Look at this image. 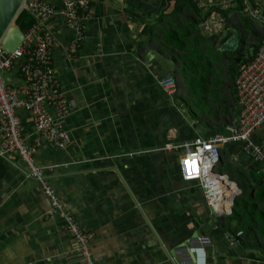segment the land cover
<instances>
[{
  "label": "crops",
  "instance_id": "1",
  "mask_svg": "<svg viewBox=\"0 0 264 264\" xmlns=\"http://www.w3.org/2000/svg\"><path fill=\"white\" fill-rule=\"evenodd\" d=\"M89 10L86 39L74 53L59 15L45 23L51 66L74 103L64 118L67 145L55 148L28 112L16 113L46 183L90 232L93 264H188L189 247L203 249L204 264H264V181L241 144H224L216 165L238 185V220L211 213L196 182L178 172L185 144L222 133L236 117L239 56L253 50V26L263 22L247 13L264 18V0H90ZM185 32L178 47L166 42ZM197 34L196 48L215 54H207L206 87L190 63ZM167 76L175 83L170 93L160 85ZM2 78L9 87L23 83L14 67ZM251 140L264 147V126ZM23 171L15 153L0 158V264H83Z\"/></svg>",
  "mask_w": 264,
  "mask_h": 264
},
{
  "label": "built area",
  "instance_id": "2",
  "mask_svg": "<svg viewBox=\"0 0 264 264\" xmlns=\"http://www.w3.org/2000/svg\"><path fill=\"white\" fill-rule=\"evenodd\" d=\"M89 3L90 0H22L20 10L28 12L32 23L22 32V39L12 52H5L0 44V158L15 153L23 162L24 176L37 181L47 199V213L60 218L62 228L73 241L71 250L83 264H93L89 249L91 234L76 223L46 183L43 167L34 162V147L24 141L16 111L28 112L34 131L55 148L67 145L64 118L74 103L63 94L51 66L52 35L45 23L59 15L71 31L68 51L74 53L86 39V25L91 19ZM247 14L253 21H263V32L253 58L237 66L234 89L238 113L224 124L222 133L194 137L185 144V152L178 161L180 179L195 181L207 206L218 214H229L233 198L239 193L234 180L216 171L224 144L239 142L242 152L259 165L264 181V147L251 140L252 133L264 126V18L255 11ZM13 67L23 83L9 87L2 73ZM160 85L168 93L175 88L170 76L162 78ZM188 250L194 255L188 264H204L201 247Z\"/></svg>",
  "mask_w": 264,
  "mask_h": 264
},
{
  "label": "trees",
  "instance_id": "3",
  "mask_svg": "<svg viewBox=\"0 0 264 264\" xmlns=\"http://www.w3.org/2000/svg\"><path fill=\"white\" fill-rule=\"evenodd\" d=\"M32 17L28 14L27 11L25 10H20L14 17L13 19V23L15 26L18 27V29L21 32H24L25 29L32 23ZM191 25H196L194 23V21L191 23ZM195 27V26H194ZM194 29V28H193ZM188 34L187 32L185 33H181V34H176L174 33L172 36L168 37L167 39V43L175 45L176 47H178L180 44L186 42L187 38H188ZM254 37H257L256 34L254 32H252L251 34ZM210 37V36H209ZM209 37L205 38L204 41L209 40ZM195 38H198V34L197 37L191 38V42L190 45L193 46L192 51L194 52L193 56L191 57L193 59V62L190 61V63L193 65L192 67H194V73L197 74L198 71L197 69H199V80L203 83V87H206L207 84V79H208V75L210 73L209 69H210V65L212 64V61H209V55L207 54H203L202 50H200V47L196 48L195 45ZM256 50V46H253V50H252V54L249 53V51H246V55L245 57H241L239 56V63H246L248 61H250L253 58L254 52ZM204 55V58H203ZM206 60L208 61L207 64H203V66H199L196 65L198 63H200V60ZM237 64V66H238ZM191 70V69H190ZM201 77V78H200ZM206 90V89H205ZM235 199L231 205V212H230V216L228 217V220H238L239 217V213H240V205H242V200L241 198Z\"/></svg>",
  "mask_w": 264,
  "mask_h": 264
},
{
  "label": "water",
  "instance_id": "4",
  "mask_svg": "<svg viewBox=\"0 0 264 264\" xmlns=\"http://www.w3.org/2000/svg\"><path fill=\"white\" fill-rule=\"evenodd\" d=\"M22 0H0V44L5 52H12L18 46L22 39V32L14 25L13 19L21 9ZM239 50V49H237ZM252 53V48L249 49ZM212 213V210L209 208ZM230 231L233 227H230ZM230 235L229 232L226 233ZM194 258V255L189 254V261Z\"/></svg>",
  "mask_w": 264,
  "mask_h": 264
},
{
  "label": "rangeland",
  "instance_id": "5",
  "mask_svg": "<svg viewBox=\"0 0 264 264\" xmlns=\"http://www.w3.org/2000/svg\"><path fill=\"white\" fill-rule=\"evenodd\" d=\"M252 22L253 23H257L258 21H253L252 20ZM262 23V24H261ZM261 23H258L257 25L255 24L253 27L255 28V31H256V34H257V37H254V36H252L253 37V39H252V41H254V42H252L250 45L251 46H253V45H257V43H258V41H259V39H260V37H261V34H262V32H263V22H261ZM206 51V53L207 54H209V53H211V55H215V54H213L214 52L212 51V49L210 48V47H207V49L205 50ZM241 55V54H240ZM214 72L215 73H220V67H216L215 69H214ZM243 188V187H242ZM239 198H241L240 196H238V198H236V199H238V200H240Z\"/></svg>",
  "mask_w": 264,
  "mask_h": 264
}]
</instances>
